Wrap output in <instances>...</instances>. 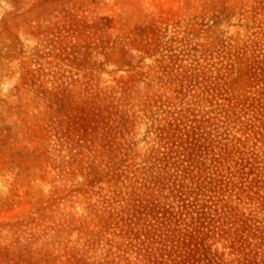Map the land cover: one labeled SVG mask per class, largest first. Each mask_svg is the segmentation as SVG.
I'll return each mask as SVG.
<instances>
[{
  "label": "rangeland",
  "instance_id": "374dc122",
  "mask_svg": "<svg viewBox=\"0 0 264 264\" xmlns=\"http://www.w3.org/2000/svg\"><path fill=\"white\" fill-rule=\"evenodd\" d=\"M0 264H264V0H0Z\"/></svg>",
  "mask_w": 264,
  "mask_h": 264
},
{
  "label": "trees",
  "instance_id": "16d2710c",
  "mask_svg": "<svg viewBox=\"0 0 264 264\" xmlns=\"http://www.w3.org/2000/svg\"><path fill=\"white\" fill-rule=\"evenodd\" d=\"M225 158V157H224ZM181 161H183V160H181ZM215 210H217V209H215ZM160 230V229H159Z\"/></svg>",
  "mask_w": 264,
  "mask_h": 264
}]
</instances>
